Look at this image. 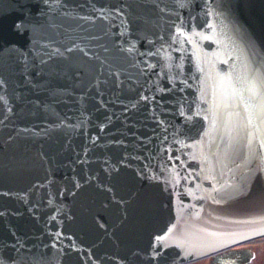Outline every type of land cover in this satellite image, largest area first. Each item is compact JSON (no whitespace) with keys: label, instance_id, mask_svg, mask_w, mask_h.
<instances>
[{"label":"water","instance_id":"95a60500","mask_svg":"<svg viewBox=\"0 0 264 264\" xmlns=\"http://www.w3.org/2000/svg\"><path fill=\"white\" fill-rule=\"evenodd\" d=\"M262 236L264 0H0V264Z\"/></svg>","mask_w":264,"mask_h":264},{"label":"flooded vegetation","instance_id":"af4514ba","mask_svg":"<svg viewBox=\"0 0 264 264\" xmlns=\"http://www.w3.org/2000/svg\"><path fill=\"white\" fill-rule=\"evenodd\" d=\"M231 252L250 256L247 264H264V236L230 247L212 257L196 260L188 264L204 262L207 264H213L215 258L225 256Z\"/></svg>","mask_w":264,"mask_h":264},{"label":"rangeland","instance_id":"374dc122","mask_svg":"<svg viewBox=\"0 0 264 264\" xmlns=\"http://www.w3.org/2000/svg\"><path fill=\"white\" fill-rule=\"evenodd\" d=\"M196 264V263H195ZM197 264H207L206 262H204V263H197Z\"/></svg>","mask_w":264,"mask_h":264}]
</instances>
